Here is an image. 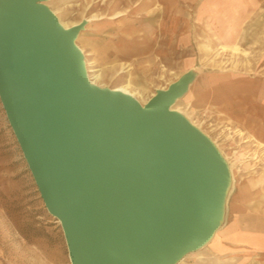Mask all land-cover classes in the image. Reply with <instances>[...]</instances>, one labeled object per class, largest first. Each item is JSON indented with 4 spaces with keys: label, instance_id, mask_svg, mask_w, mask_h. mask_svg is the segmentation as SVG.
<instances>
[{
    "label": "water",
    "instance_id": "1",
    "mask_svg": "<svg viewBox=\"0 0 264 264\" xmlns=\"http://www.w3.org/2000/svg\"><path fill=\"white\" fill-rule=\"evenodd\" d=\"M45 0H0V103L70 264H178L226 221L228 162L171 106L188 69L145 102L87 76Z\"/></svg>",
    "mask_w": 264,
    "mask_h": 264
},
{
    "label": "rangeland",
    "instance_id": "2",
    "mask_svg": "<svg viewBox=\"0 0 264 264\" xmlns=\"http://www.w3.org/2000/svg\"><path fill=\"white\" fill-rule=\"evenodd\" d=\"M45 2L63 21L86 17L76 44L82 49L89 73L101 74V86L114 87L130 80L139 90L138 98L145 102L155 89L166 87L177 78L172 72L180 75L193 68L196 74L190 87L194 90L190 88L191 93L189 90L178 99L176 107L193 124H199L233 164L235 184L229 199L241 186L252 187L249 194L253 199L264 196L263 156L252 142L232 131L239 127L264 141V107L257 90L264 87V2L253 7L242 30L232 33L230 39L225 36L224 12L210 14L214 3L220 2L223 9V0ZM115 10L122 13L112 20L107 15ZM91 13L100 16L92 18ZM224 38L236 40L251 51L246 68H231L230 61L244 62L246 58L240 55L237 59L228 50L220 51ZM210 59L216 63L213 65ZM221 61L225 63L217 65ZM244 79L249 83L248 95L229 93L230 85L237 88V83ZM195 88L199 91L194 94ZM210 93L213 96H208ZM214 94L219 96L215 98ZM195 254H188L178 264ZM0 264H69L60 225L43 205L1 103Z\"/></svg>",
    "mask_w": 264,
    "mask_h": 264
},
{
    "label": "crops",
    "instance_id": "3",
    "mask_svg": "<svg viewBox=\"0 0 264 264\" xmlns=\"http://www.w3.org/2000/svg\"><path fill=\"white\" fill-rule=\"evenodd\" d=\"M223 1V9L220 2L214 3L210 14L224 12L225 32L229 34L225 35L227 38L232 37V33L242 30L253 7L264 2V0ZM256 10L258 14V9ZM229 90V93L239 92L246 96L250 92L249 83L247 79L240 80L237 88L230 85ZM257 90L260 91L257 95L261 106L264 107V87ZM261 126L264 128V120H261ZM240 188L229 199L226 221L217 230L214 238L208 245L195 251V255L184 259L181 264H264V196L253 199L249 194L252 187Z\"/></svg>",
    "mask_w": 264,
    "mask_h": 264
},
{
    "label": "bare ground",
    "instance_id": "4",
    "mask_svg": "<svg viewBox=\"0 0 264 264\" xmlns=\"http://www.w3.org/2000/svg\"><path fill=\"white\" fill-rule=\"evenodd\" d=\"M49 2V1H48ZM113 2V1H112ZM112 2L110 3V4H112ZM141 2V1H140ZM46 3V2H45ZM51 3V2H50ZM153 3H155V2H153ZM157 3V2H156ZM54 4V3H53ZM90 8V7H89ZM133 8V7H132ZM131 10V9H130ZM91 11V10H90ZM92 11H94V10H92ZM91 11V12H92ZM60 12V11H59ZM55 13H57V12H55ZM84 13V12H83ZM122 12L121 11H112V12H109L108 13V17L109 18H112V20H113V18H116V17H118L120 14H121ZM146 13V12H145ZM92 14V13H91ZM90 14V15H91ZM123 15V14H122ZM63 16V15H62ZM97 16H100V14H92L90 17H92V18H95V17H97ZM127 16V15H126ZM197 16V15H196ZM199 16V15H198ZM88 17V16H87ZM64 18V17H63ZM84 18H86V17H84ZM199 18V17H198ZM196 19V18H195ZM81 20V19H80ZM79 19L78 20H74V21H63V20H61L60 18H59V21L62 23V25L63 26H65V27H68V26H70V25H73V24H75V23H77V22H79L80 21ZM192 23V22H191ZM194 27V26H193ZM157 29V28H156ZM194 29V28H193ZM206 29V28H205ZM152 31V30H151ZM156 31V30H155ZM183 31V30H182ZM211 33V32H210ZM229 33V32H228ZM222 34V33H221ZM220 34V35H221ZM213 35V34H212ZM219 35V34H218ZM197 36V35H196ZM227 36H229V34H227ZM263 36V35H262ZM151 37V36H150ZM199 37V36H198ZM215 38V37H214ZM263 38V37H262ZM218 39V38H217ZM221 39H222V37H221ZM225 39V42H223V43H221L220 44V46H219V48H220V51H225L226 52V50H228V51H230L231 53L230 54H232L234 57H238V56H243V57H245L246 58V60L243 62V61H239V60H236V59H234V60H232V61H230L231 62V68H236V67H238V66H240V65H242L244 68H246L248 65V63H249V61H248V57L250 56V55H252L251 54V51L249 50V49H247V48H244V47H242L240 44H239V42L238 41H236V40H234V41H232L231 40V42L229 41V39H226V38H224ZM197 41V40H196ZM205 41V40H204ZM195 42V41H194ZM214 42V41H213ZM218 42V41H217ZM79 43V42H78ZM197 43V42H196ZM216 43V42H215ZM220 43V42H219ZM218 43V44H219ZM205 44V43H204ZM211 44V43H210ZM180 45V44H179ZM207 45V44H206ZM194 47V46H193ZM206 47V46H205ZM204 47V48H205ZM79 48H80V46H79ZM81 49V48H80ZM123 49V48H122ZM195 49V48H194ZM206 49V48H205ZM82 50V49H81ZM118 50V49H117ZM214 50V49H213ZM190 51V50H189ZM210 51V50H209ZM216 51V50H215ZM263 51V50H262ZM219 52V51H218ZM194 54V53H193ZM200 54V53H199ZM213 54V53H212ZM223 54V53H222ZM257 54V53H256ZM131 55V54H130ZM147 55V54H146ZM145 55V56H146ZM199 56V55H198ZM90 57V56H89ZM210 57V56H209ZM129 58V57H128ZM239 58V57H238ZM237 58V59H238ZM251 58V57H250ZM89 59V58H88ZM227 59V58H226ZM252 59V58H251ZM87 60V59H86ZM123 61V60H122ZM210 62H212L213 63V65L216 63V62H214V59H210L209 60ZM166 63V62H165ZM196 63V62H195ZM225 62L224 61H221L220 63H218L217 65H223ZM129 64V63H128ZM251 64V63H250ZM247 65V66H246ZM163 66V65H162ZM201 66H203V65H201ZM204 67V66H203ZM225 67V66H224ZM206 68V67H205ZM239 68V67H238ZM130 69V68H129ZM190 69H192V68H190ZM165 70V69H164ZM225 70V69H224ZM86 71H87V76H88V78L90 79V81L91 82H93V83H96V84H98V85H101V83H100V78H101V74L100 73H96V74H90L89 73V71H91V70H89L88 68H86ZM118 72H120V71H118ZM224 72V71H223ZM241 72V71H240ZM245 72V71H244ZM206 73V72H205ZM252 73V72H251ZM172 74H173V77H178L179 76V74L178 73H175V72H172ZM121 75H123V74H120V76ZM119 76V77H120ZM206 76V75H205ZM129 77V76H128ZM204 77V76H203ZM202 77V78H203ZM121 78H122V76H121ZM120 78V79H121ZM124 78V77H123ZM202 78H200V79H202ZM116 79H118V78H116ZM131 79V78H130ZM125 80V79H124ZM126 80H127V77H126ZM203 80V79H202ZM172 80H170L168 83H170ZM106 82V81H105ZM112 82V81H111ZM118 82H121V81H118ZM124 82V81H123ZM122 82V84H118L117 86H114L113 88H116V89H119V90H122V91H124V92H127V93H129L130 95H132V96H134L135 98H137L139 101H141L139 98H138V96L137 95H139V90H138V88H137V86H135V85H133L132 83H131V81L130 80H127L126 82H124L123 83ZM107 83V82H106ZM203 83H204V81H203ZM112 84V83H111ZM136 84H137V82H136ZM209 84V83H208ZM116 85V84H115ZM140 86H142V85H140ZM193 86V85H192ZM110 87V86H109ZM201 87H202V85H201ZM143 88V87H142ZM160 88H163V87H159V89ZM190 86L188 87V90L187 91H189L190 90ZM196 89V88H195ZM191 90H194V88L192 87L191 88ZM191 90H190V93H191ZM199 91V89H196L195 91H193V93L195 94L196 92H198ZM154 94V92L153 93H151V95H153ZM194 94H193V97H194ZM185 95V94H184ZM215 95V98L216 97H218L219 95L218 94H214ZM140 96V95H139ZM208 96H213L211 93L210 94H208ZM149 97V96H148ZM141 98V97H140ZM177 101V100H176ZM184 101V100H183ZM141 102H143V101H141ZM189 102V101H188ZM182 104H183V102H182ZM173 109H175V110H178V111H180V108H177L176 107V102H174V104L171 106ZM188 110V109H187ZM185 111V110H184ZM183 111V112H184ZM219 112V111H218ZM194 113V112H193ZM197 121V120H196ZM245 121V120H244ZM194 123V122H193ZM197 127H199L200 129H201V127H200V125L199 124H195ZM204 125V124H203ZM202 125V126H203ZM236 127V126H235ZM204 129V128H203ZM202 130V129H201ZM203 131V130H202ZM235 134H237V135H239L240 137H243L244 138V141H250V142H252L256 147H257V149L261 152V154H262V156H263V159H264V141H262L261 139H259L257 136H255L254 134H252V133H249V132H244L241 128H239V127H236V128H234L233 130H232ZM205 133V132H204ZM228 136V135H227ZM210 137V136H209ZM246 152V151H245ZM244 154V153H243ZM255 157H257V155H255ZM224 158L226 159V161L228 162V168H229V177H228V182H227V188H226V190H225V194H224V196H223V199L225 200V198H226V196H227V194H228V192H229V189H230V187H232V186H234V184H235V173H234V170H233V164L228 160V158H226V156H224ZM238 176V175H237ZM261 179V178H260ZM257 180H258V178H257ZM253 183V182H252ZM260 186H262V185H260ZM240 190H241V188H240ZM234 199V198H233ZM237 201V200H236ZM216 235V233L213 235V237L211 238V240L214 238V236ZM210 240V241H211ZM209 241V242H210ZM209 242L206 244V245H208L209 244ZM205 245V246H206ZM202 248V247H201ZM201 248H199V249H201ZM70 264V263H69Z\"/></svg>",
    "mask_w": 264,
    "mask_h": 264
},
{
    "label": "trees",
    "instance_id": "5",
    "mask_svg": "<svg viewBox=\"0 0 264 264\" xmlns=\"http://www.w3.org/2000/svg\"><path fill=\"white\" fill-rule=\"evenodd\" d=\"M43 212V210H41Z\"/></svg>",
    "mask_w": 264,
    "mask_h": 264
}]
</instances>
